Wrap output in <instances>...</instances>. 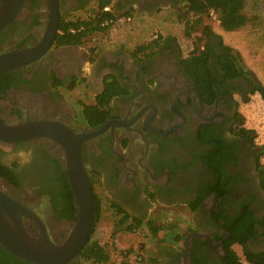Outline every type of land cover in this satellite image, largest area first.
Returning <instances> with one entry per match:
<instances>
[{
    "label": "flooded vegetation",
    "instance_id": "af4514ba",
    "mask_svg": "<svg viewBox=\"0 0 264 264\" xmlns=\"http://www.w3.org/2000/svg\"><path fill=\"white\" fill-rule=\"evenodd\" d=\"M6 1L0 0V12ZM99 1L11 0L18 8L0 27V54L45 42L58 15L57 33L38 60L0 74V120L57 121L79 134L110 125L82 142V156L94 198L99 199L97 175L114 212H123L129 221L141 220L150 227L155 224L150 215L165 214L170 201H197L195 226L181 239L175 232L172 248L160 250L167 256L161 264H228L236 246L244 255L246 250L264 252V165L241 109L247 96L256 92L257 79L251 72L230 75L226 44L214 34L201 48L200 54L209 53L201 75L192 73L189 55L184 56L173 39L143 61H134V49L87 45L93 36L80 44L61 43L62 25L91 12ZM168 3L172 0H113V8L123 14L134 8L155 12ZM77 87L83 96L65 97L63 89ZM111 92L116 94L105 102L109 112L104 118L85 113V106L104 101ZM155 102L163 109L164 122L138 120L158 109ZM63 158L60 144L48 138L0 141V165L15 172L18 182L1 172L0 188L33 208L59 240L74 220L60 216L62 208L56 209L50 194L40 188L54 173L67 177ZM173 166L174 179L169 180ZM101 206L100 200V210ZM83 262L77 258L68 264Z\"/></svg>",
    "mask_w": 264,
    "mask_h": 264
},
{
    "label": "water",
    "instance_id": "95a60500",
    "mask_svg": "<svg viewBox=\"0 0 264 264\" xmlns=\"http://www.w3.org/2000/svg\"><path fill=\"white\" fill-rule=\"evenodd\" d=\"M11 0L4 3L0 12V27L13 17L16 8ZM58 16V15H57ZM49 39L42 44L0 54V74L24 67L38 60L48 49L57 33V19ZM139 115L138 120L146 122L161 116L155 108L150 118ZM104 125L85 134L75 133L68 125L60 122L38 121L22 124H8L0 120V141L12 144L35 138H48L60 144L64 152V166L76 202V219L67 235L59 240L48 230L44 220L31 207L0 188V244L14 255L34 264H68L77 259L94 232L97 213L94 191L85 166L81 144L83 141L107 131ZM28 218L29 221H26ZM198 234V233H193Z\"/></svg>",
    "mask_w": 264,
    "mask_h": 264
},
{
    "label": "trees",
    "instance_id": "16d2710c",
    "mask_svg": "<svg viewBox=\"0 0 264 264\" xmlns=\"http://www.w3.org/2000/svg\"><path fill=\"white\" fill-rule=\"evenodd\" d=\"M185 7L183 18H187V25L190 27L195 25L203 20L205 16L210 15L211 10H214L220 20L221 26L228 30L233 31L245 26L249 21L250 17L245 11L246 0H181L180 1ZM111 5V10L106 11L104 7ZM113 8V0H100L97 8L91 9L88 17H78L76 19H71L66 21L62 25V33L59 34L61 43H72L80 44L86 41V38L93 36V34L107 31L111 28L110 25L103 26L104 21L115 17L116 13H120ZM131 13V12H129ZM126 13V14H129ZM198 17L197 20H193L192 17ZM191 26V27H192ZM75 30V31H73ZM204 33L207 36V42L204 44L208 45L209 36L213 34V31L208 27L204 29ZM191 34V33H190ZM159 39L153 40L148 45H143L138 48L140 52L145 51L147 48L150 49V52L147 54V57L152 56L157 51L154 49L159 45ZM203 45V46H204ZM210 47V46H208ZM225 49L228 52L224 56L225 64L228 66V71L232 77L244 75L245 73H250V71L245 70L239 62L237 54L234 52L233 48L225 45ZM203 52V49L196 47L191 54L188 56V64L192 73L201 75L206 73L208 66L209 53ZM258 81L256 87V92L258 91L261 97L264 99V84L252 74ZM114 92L108 93L104 96L105 100L99 102L95 105L85 106V113L89 116L91 114H102L103 118L108 114L109 109L105 108L104 104L107 103L110 97H112ZM98 126V125H96ZM252 133V138H256V133L253 129H249ZM261 148L260 154L264 155V144L258 145ZM16 166L18 165L15 163ZM3 173L7 179L14 183L18 184L15 179V172L9 171L4 166L0 165V173ZM55 173L49 177L44 178V185L41 186L40 191L47 192L50 194V200L56 209L62 208L60 216L68 217L72 220L76 219L77 208L73 200V192L66 177V173L58 175L55 177ZM198 202L192 204V207L195 209ZM96 204V213L97 218L100 214V200L95 196ZM123 213V212H120ZM119 213V214H120ZM124 214V213H123ZM120 222L119 226H126V230L134 231L138 229L142 223L141 220L130 219L127 215L124 214V217H119ZM152 233L157 235L161 229H173L174 224L169 227L155 226L152 223L149 224ZM183 234H178L177 239H181ZM114 249H111L108 245H102L96 240L90 239L87 245L84 247L82 252L79 255V259L82 261H90L94 264H114L112 262ZM133 250L131 249H122L119 251L120 257L122 258L120 264H134V261L130 259ZM246 259L252 264H264V252L256 254L246 250L245 252ZM142 256V254H140ZM141 262L145 261V258L142 257ZM0 264H34L31 261L23 260L20 257H17L13 253L9 252L0 244ZM147 264H159V262L153 258L147 260ZM228 264H244L237 254L233 253V257L228 261Z\"/></svg>",
    "mask_w": 264,
    "mask_h": 264
},
{
    "label": "rangeland",
    "instance_id": "374dc122",
    "mask_svg": "<svg viewBox=\"0 0 264 264\" xmlns=\"http://www.w3.org/2000/svg\"><path fill=\"white\" fill-rule=\"evenodd\" d=\"M180 1L181 0H172L171 5L168 3L167 7H165L167 9H161L155 12L159 16H164L163 20L165 22H176L181 25L180 38L181 41L186 40V45H184L186 54H191L190 52L192 51V48L195 49L196 47H203L208 39L204 33V29L209 27L211 31H213L214 35L218 36L226 45L233 48L239 58L240 65L245 70L254 74L264 84V78H260L258 71L255 70L258 68L259 63L264 64L261 60L264 55L260 57V54H264V0H246L245 11L249 15L250 21L245 26L233 31L224 29L220 22L211 15L205 16L201 22L195 25V27L192 25L189 27L187 25V18L182 17L185 7ZM89 13L90 12H86L80 17L83 15L88 17ZM131 14L133 16V22L116 25L113 29L114 37L115 35L116 37L119 35V30H123L125 32L134 30V11H131ZM157 15L153 16V23H151L153 28L155 27L154 21L158 19ZM197 18L198 17H192L193 20H197ZM157 33H159V38H156L155 36ZM182 35L184 36V39ZM111 36V31H107L103 33L102 36H95V40L89 39L87 45L97 42L98 48H106L107 45L105 46L102 43L107 41ZM148 38V42L145 41V43L137 45L134 50V61L140 59L138 53L143 54L146 51H150V49L147 48L145 51L140 52L138 50L140 46L148 45V43H151L156 39H162L161 30L156 27L152 34H148ZM117 41H119V43H123L120 40ZM124 44L125 45L122 46L123 48L126 47L129 49L134 46V44L130 45V43L127 42H124ZM81 89V87H77L72 91H66L64 89L63 91L66 98L74 100L77 97L83 96L81 95L82 92L79 93ZM241 109L243 110L245 119L247 120V126L250 129H253L256 133V141L259 144H264V101L259 92H252L249 94L247 99L242 103ZM263 162L264 156L262 157V163ZM95 178L96 192L99 195L98 197L101 200L102 206L91 239L98 241L102 245H108L111 249H114V253H112V257L114 259L112 262H114V264H120L122 258L120 257L121 255L119 254V251L122 249L133 250L130 259L134 261V264H146L147 260L151 258L154 259V255H152L153 253L151 251L148 252L149 248H147L149 242L153 239L152 229H150V227L146 224H142L138 229L129 232L126 230L125 225L119 226V212L115 213V210L110 206V199L102 187L100 177L96 175ZM150 218L155 223V226L161 227H169L175 222L174 220H169V216L166 213L163 215L161 213L151 214ZM176 225L178 226V223ZM180 230L184 232L188 229L185 230L184 226H181ZM158 234L163 235L162 229L158 232ZM236 249L241 253L237 246ZM140 254H142V256H140ZM142 257L145 258V261L143 262L139 261ZM82 264L94 263L86 260Z\"/></svg>",
    "mask_w": 264,
    "mask_h": 264
},
{
    "label": "crops",
    "instance_id": "0c3cea01",
    "mask_svg": "<svg viewBox=\"0 0 264 264\" xmlns=\"http://www.w3.org/2000/svg\"><path fill=\"white\" fill-rule=\"evenodd\" d=\"M171 5V4H170ZM163 9H167V8H163ZM171 9V8H169ZM131 14V13H130ZM157 13H152V12H147L144 11L142 9H136L134 8V30H131L130 32H125L123 30H119V35L116 37L113 36V29L114 27H111L109 29V31H111L112 36L107 40V41H103L106 48H112L113 46H124V42L130 43V45L134 44L133 47L131 48H124L127 51H131V50H135L137 45L142 44L148 42V34H152L154 29L157 27L161 30L162 33V39L159 40V45L154 49L155 51H160L161 52V44L164 43V41L168 40V39H173L174 41H176L179 46L180 49L183 52V55H187L185 53V46L186 45V40L181 41L180 38V34H181V28L179 24H177L176 22H165L164 16H158V19L155 22V27L153 28V26H151V23H153V16H156ZM130 23V22H129ZM126 24V23H124ZM121 25V24H120ZM118 31V30H117ZM122 32V34H121ZM116 34V32H115ZM124 36V37H123ZM183 39L184 36L182 35ZM120 40L123 43H119ZM159 49V50H158ZM264 51V48H263ZM135 52V51H134ZM150 51H146L143 54L142 53H138V56L140 59H138L137 61H143L145 58H147V54ZM167 54V50L164 51ZM142 54V55H141ZM264 54H260V57L263 56ZM264 62V56L261 59ZM258 71L260 78H264V64L259 63L258 68L255 69ZM139 72V69H138ZM156 103V104H155ZM154 105H156L158 107V111L160 113V116L163 112V109L160 108V104L155 102ZM153 111V110H152ZM151 111H148L145 115L146 118H150L152 114H150ZM160 117H157L153 120H151L150 122L153 125H161L162 123L160 122ZM175 166H173L170 169V173L167 176V178L170 180H173V172L175 170ZM178 190V189H177ZM175 191V190H173ZM180 191V188H179ZM182 191V190H181ZM183 193V192H182ZM192 204H195V202H193L192 199H181L179 201H170L169 206H167L165 208L166 214H168L169 216V220H174L175 222L173 223L175 226L174 229L170 230H162L163 235H154L153 234V239H151V241L149 242L147 248H149L148 252H152L154 255V259L157 260L159 262V264H161L162 262L165 261V259L167 258V256L162 255L160 250L164 249L165 247H168L169 249L172 248L174 242H173V238L172 236L175 235V231L179 234H184L187 233L189 231V229H191L192 227L195 226V209L192 207ZM178 223V226L176 225ZM184 226V229H188L187 231L182 232L180 230V227ZM141 227V226H140ZM164 231H166V233H164Z\"/></svg>",
    "mask_w": 264,
    "mask_h": 264
},
{
    "label": "built area",
    "instance_id": "2783aa9c",
    "mask_svg": "<svg viewBox=\"0 0 264 264\" xmlns=\"http://www.w3.org/2000/svg\"><path fill=\"white\" fill-rule=\"evenodd\" d=\"M111 5H107L106 7H104V10H106V11H110L111 10ZM210 15L212 16V17H214L215 19H217L219 22H220V20H219V18H218V15H217V13L214 11V10H211V12H210ZM129 22H133V16H132V14H123V13H116V15H115V17H113V18H111V19H107L106 21H104V23H103V26H106V25H110L111 24V27H114V26H116V25H120V24H123V23H129ZM73 31H75V30H73ZM107 31H109V30H107ZM107 31H101V32H98V33H95V34H93V40H95V36H97V35H100V36H102L103 35V33H105V32H107ZM155 36H156V38H159V33H157V34H155ZM109 37V36H108ZM105 39V38H104ZM192 51L194 50L193 48L191 49ZM191 51V52H192ZM190 52V53H191ZM187 55H190V54H187ZM262 98V97H261ZM263 99V98H262ZM263 101H264V99H263ZM257 142V141H256ZM258 143V142H257ZM259 144V143H258ZM259 145H262V144H259ZM264 156V155H263ZM262 156V157H263ZM263 165H264V162L262 163ZM239 249H240V251H241V253L239 252V250H237V254L239 255V257L241 258V260H242V262L244 263V264H252V263H250L247 259H246V255H244L243 254V252H242V248L240 247V246H237ZM142 259V258H141ZM141 259H139V260H141ZM146 264H147V261H146Z\"/></svg>",
    "mask_w": 264,
    "mask_h": 264
}]
</instances>
